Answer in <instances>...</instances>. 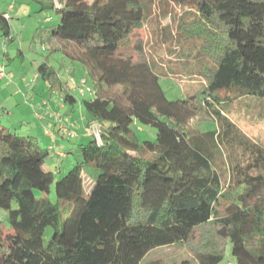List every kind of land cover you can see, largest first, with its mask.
<instances>
[{"label": "trees", "instance_id": "16d2710c", "mask_svg": "<svg viewBox=\"0 0 264 264\" xmlns=\"http://www.w3.org/2000/svg\"><path fill=\"white\" fill-rule=\"evenodd\" d=\"M30 1L45 20L35 36L42 31L93 80L82 105L102 129L99 138L68 146L52 169L50 147L0 121V211L7 214L0 264H141L153 249L187 242L208 225L231 244L229 264H264V150L223 114L230 103L264 99V0ZM8 5L0 10L6 45L16 38L15 1ZM154 14L174 17L178 35L158 28L171 56L138 59L132 36ZM38 70L47 81L55 75L45 62ZM162 79H186L197 90L169 100ZM64 101L75 97L69 92ZM208 108L218 128L189 130ZM140 125L155 128V140H141ZM229 145L250 156L230 158L226 184L218 160ZM204 246L198 264L224 260L225 252Z\"/></svg>", "mask_w": 264, "mask_h": 264}, {"label": "rangeland", "instance_id": "374dc122", "mask_svg": "<svg viewBox=\"0 0 264 264\" xmlns=\"http://www.w3.org/2000/svg\"><path fill=\"white\" fill-rule=\"evenodd\" d=\"M10 1L0 0V10H9L8 3ZM13 1H15L16 7L10 9V14L12 16V29L16 38L13 43L6 45V38L0 37V72L5 71V74L13 75L9 79V81L13 82V85L9 87L7 92L13 94V101L20 102L12 106L15 110L8 114L9 117L0 115V121L11 127H16L21 133L28 131L31 135L38 137L43 147H51L53 157L48 159L47 166L56 169L59 155H63L61 153L65 152L68 146L73 143L87 142L93 135H100L102 128L99 123L91 124L88 128L89 132L84 128L85 123L89 122L90 116L82 105L84 95L79 91V88L85 89L86 96H89L88 87L94 86V82L80 62L72 60L70 56L62 53V51L53 50L60 46L57 43L53 44V42L44 41L41 36L43 34L42 31L35 36L37 28L45 25L43 12H36L39 6L30 0ZM174 10L177 11V14L181 13L178 8ZM156 15L158 14H154L153 18L143 28L136 30L132 36L130 46H133L132 49L136 52L135 55L138 59H160L161 57L168 59L171 56L163 47L170 39H162L163 33L158 28L169 26L171 32L178 35L175 23H171L174 17L160 16L158 18ZM160 46L163 49H160ZM19 49L22 51H19ZM7 51L11 56L10 58L4 55ZM43 62L55 70V75L50 81L44 80L42 77L35 79V74H39V65ZM180 77L184 78L183 76ZM72 79L77 80L78 84H73ZM84 80H86V84L83 83ZM161 84L169 100L184 99L187 93H193L197 90L196 83L186 79L178 81L162 79ZM5 86L3 84V87ZM11 89L13 90L11 91ZM57 90L62 93L60 97H58L60 92L56 94ZM69 92L77 97V100L72 103L64 101L65 95ZM32 95L35 96L36 102L42 99L41 102L46 100L49 105V97H54L56 101H53L52 106L54 111H59V117L53 119L48 116L44 105L38 111L36 102L31 99ZM58 98H60L61 105H66L64 111H60ZM212 108L200 111L197 115L195 114L189 121L188 129L207 131L218 128L219 125L214 119ZM214 108H216L215 105ZM53 112L50 111V113ZM223 114L236 125L245 138L264 150V99L250 98L240 103H230L224 106ZM39 116H45V118L41 120ZM140 128L141 131L136 130L141 140H155V128L146 125H140ZM249 156L250 150L244 151L240 145H229L224 148L218 164L226 184L228 183L227 180H229L228 166L230 158L233 157L236 161H243V159L249 160ZM65 160L70 162L72 159L68 157ZM74 165L75 162L72 160L70 167ZM64 169L65 167L63 166L62 170ZM261 170L264 173V165L261 166ZM87 173L90 174L92 179L97 178L99 174L91 170ZM51 197L55 198L54 188ZM5 217H7V214L0 211V219L3 220V224H5ZM189 238L184 243L153 249L147 253L141 264H148L150 261L157 262V264H178L183 260L198 264L197 253L206 248L204 246L205 243H209V248L225 252L224 260L220 264H229L233 261L231 244L227 246L223 240L218 241L210 225L196 229Z\"/></svg>", "mask_w": 264, "mask_h": 264}, {"label": "crops", "instance_id": "0c3cea01", "mask_svg": "<svg viewBox=\"0 0 264 264\" xmlns=\"http://www.w3.org/2000/svg\"><path fill=\"white\" fill-rule=\"evenodd\" d=\"M7 58H10L11 56L9 55V53H8V51H7ZM36 76H37V74H35V79H37L36 78ZM3 84H5L6 86L5 87H3ZM13 85V82H11V81H9V79L8 78H4V79H2V80H0V115H4V116H8V114H11L15 109H13V107L12 106H15V104H19V102L20 101H13L12 100V95L13 94H9L8 92H7V90L9 89V87H11ZM21 88V87H20ZM63 88V87H62ZM13 89H11V91H12ZM60 91H58L57 90V92H56V94H58ZM61 92H60V94L58 95V97H60L61 96ZM71 95H73L74 97H75V100H77V97H76V95H74V94H71ZM34 95H32V100H34L35 102H36V98H35V96L33 97ZM29 97V96H28ZM41 98V97H40ZM49 99H50V105L48 104V105H44L46 108V112L48 113V116H51L53 119H55V117L56 118H58L59 117V115H58V112H56V111H54V107L52 106V103H53V101L55 102L56 101V99L54 98V97H49ZM19 100H21V99H19ZM41 100L42 99H40V101L39 102H36V105H37V109H38V111H40L41 109H42V106H43V101L41 102ZM58 106H60L59 108H60V111L62 110V111H64L65 109H66V105H61L60 104V98H58ZM10 107V108H9ZM62 108V109H61ZM50 111H54L53 113H50ZM34 112H35V110H34ZM37 112V111H36ZM9 117V116H8ZM40 118H41V120H43L44 118H45V116H39ZM92 123H90V122H88L87 124L85 123V125H84V128L85 129H87V131L89 132V130H88V128H89V126L91 125ZM78 126V125H77ZM76 127V126H75ZM51 148V147H50Z\"/></svg>", "mask_w": 264, "mask_h": 264}, {"label": "built area", "instance_id": "2783aa9c", "mask_svg": "<svg viewBox=\"0 0 264 264\" xmlns=\"http://www.w3.org/2000/svg\"><path fill=\"white\" fill-rule=\"evenodd\" d=\"M10 8H12V6H10ZM0 58H1V54H0ZM12 77H13V75L5 74V71L0 72V80H2V79H4V78H8V79H10V78H12ZM36 78H40L39 74H37ZM72 83H73V84H76V85L78 84L77 80H74V79H72ZM83 83L86 84V80H84ZM79 91H80V93H81L82 95L86 96L85 89H80V88H79ZM88 91H89V94H92V93H93V89H92V87H88ZM48 103H49V102L46 101V100L43 101V105H48ZM95 134H96V132H95ZM96 136H97V134H96ZM97 137L99 138V136H97Z\"/></svg>", "mask_w": 264, "mask_h": 264}]
</instances>
